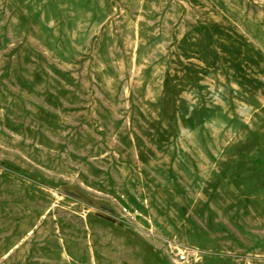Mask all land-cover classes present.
Returning a JSON list of instances; mask_svg holds the SVG:
<instances>
[{
	"label": "rangeland",
	"instance_id": "obj_1",
	"mask_svg": "<svg viewBox=\"0 0 264 264\" xmlns=\"http://www.w3.org/2000/svg\"><path fill=\"white\" fill-rule=\"evenodd\" d=\"M0 264H264V0H0Z\"/></svg>",
	"mask_w": 264,
	"mask_h": 264
},
{
	"label": "bare ground",
	"instance_id": "obj_2",
	"mask_svg": "<svg viewBox=\"0 0 264 264\" xmlns=\"http://www.w3.org/2000/svg\"><path fill=\"white\" fill-rule=\"evenodd\" d=\"M62 198H63V197H62ZM54 206H55V205H54ZM11 252H13V251H11ZM11 252H10V253H11ZM8 255H9V254H8ZM123 258H124V257H123ZM126 258H127V257H126Z\"/></svg>",
	"mask_w": 264,
	"mask_h": 264
}]
</instances>
